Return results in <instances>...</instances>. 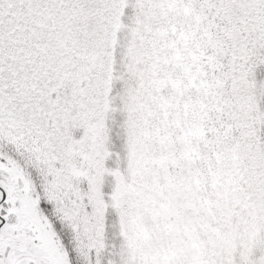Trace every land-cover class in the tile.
Instances as JSON below:
<instances>
[{"label":"snow or ice","instance_id":"1","mask_svg":"<svg viewBox=\"0 0 264 264\" xmlns=\"http://www.w3.org/2000/svg\"><path fill=\"white\" fill-rule=\"evenodd\" d=\"M0 264H264V0H0Z\"/></svg>","mask_w":264,"mask_h":264}]
</instances>
